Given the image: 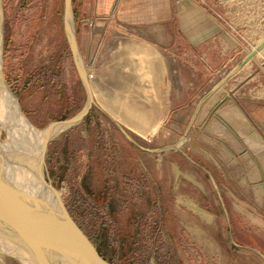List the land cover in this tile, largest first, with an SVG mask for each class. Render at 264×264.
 Returning <instances> with one entry per match:
<instances>
[{"label":"rangeland","instance_id":"rangeland-1","mask_svg":"<svg viewBox=\"0 0 264 264\" xmlns=\"http://www.w3.org/2000/svg\"><path fill=\"white\" fill-rule=\"evenodd\" d=\"M0 1L1 75L26 123L42 131L85 102L62 28L63 0ZM193 1L240 41L244 56L264 36V0ZM89 8L71 0L92 97L140 147L159 150H139L90 107L44 152V176L71 217L109 264H264V152L232 131L224 99L208 101L224 84L200 102L227 72L207 77L194 59L163 50L146 27ZM133 40L165 57L155 91L146 90ZM251 62L264 72V51ZM4 254L0 264H19Z\"/></svg>","mask_w":264,"mask_h":264},{"label":"crops","instance_id":"crops-1","mask_svg":"<svg viewBox=\"0 0 264 264\" xmlns=\"http://www.w3.org/2000/svg\"><path fill=\"white\" fill-rule=\"evenodd\" d=\"M84 2L90 5L92 16L112 13L122 25L146 27L149 34L152 32L153 41L160 44L163 50L172 52L173 55L176 53L177 57L183 56L187 60L194 59L207 77L213 75L218 80L219 74L231 70L244 56L243 50H240V41L233 38L211 12L196 1L83 0V4ZM133 41L137 56L144 55L143 64L138 69L146 76V90L155 91L165 73V57L153 45L149 44L153 53L151 50L146 52L140 41ZM169 46H174L177 51L166 49ZM263 51L264 48L253 58L262 56ZM156 53L162 56V63L159 57L157 60L154 58ZM147 54L150 59L148 64L144 60ZM253 58L231 75L208 101L217 98L218 105L224 99L221 106L225 108L226 123L232 131L242 136L253 152H264V72L259 67L255 69L251 66ZM165 80L167 77L162 82Z\"/></svg>","mask_w":264,"mask_h":264},{"label":"water","instance_id":"water-1","mask_svg":"<svg viewBox=\"0 0 264 264\" xmlns=\"http://www.w3.org/2000/svg\"><path fill=\"white\" fill-rule=\"evenodd\" d=\"M62 28L73 65L85 92V102L73 116L65 120L50 122L45 126L48 133L43 142L37 175L42 186L51 192L52 204L41 197L18 193L0 186V237L23 249L25 254L23 261L13 255L4 254L19 264H109L97 253L93 244L75 223L57 191L46 180L43 172L46 145L55 135L80 122L90 107L105 114L93 100L87 77L77 54L71 19V0H63ZM263 46L264 36L257 42L253 50L248 52L208 91L200 102L219 89L231 75L252 58L255 50H259ZM8 91L15 98L9 89ZM110 120L123 137L139 150L145 152L159 150L140 147L116 121L112 118Z\"/></svg>","mask_w":264,"mask_h":264},{"label":"bare ground","instance_id":"bare-ground-1","mask_svg":"<svg viewBox=\"0 0 264 264\" xmlns=\"http://www.w3.org/2000/svg\"><path fill=\"white\" fill-rule=\"evenodd\" d=\"M1 28L0 12V133L3 134V138L0 139V180H4L6 183L2 184L0 181V186L18 193L41 197L52 204L53 196L51 192L42 186L37 175L43 142L47 136L48 129L45 128L42 131H38L30 127L27 124V118L19 109L17 100L13 98L5 86L1 75ZM151 34L152 32H150ZM130 43L135 45L133 42ZM263 48L264 46L259 50H255L252 58ZM251 49L253 50L254 47ZM143 56V54L139 55L140 60ZM86 77L92 92L89 80L92 74H86ZM95 103L110 118L119 122L118 119L106 112L105 108H102L104 103H102V107L100 106L101 103L100 105L96 101ZM0 251L9 252L21 261H23L25 255L21 247L2 237H0Z\"/></svg>","mask_w":264,"mask_h":264},{"label":"trees","instance_id":"trees-1","mask_svg":"<svg viewBox=\"0 0 264 264\" xmlns=\"http://www.w3.org/2000/svg\"><path fill=\"white\" fill-rule=\"evenodd\" d=\"M74 220V219H73ZM75 221V220H74ZM76 223V221H75ZM77 224V223H76ZM78 225V224H77ZM79 227V225H78ZM80 228V227H79ZM81 229V228H80ZM82 230V229H81ZM84 233V232H83ZM85 234V233H84ZM86 235V234H85ZM88 238V237H87ZM89 239V238H88ZM90 240V239H89ZM91 242V241H90ZM92 243V242H91ZM93 244V243H92ZM94 246V245H93ZM94 248L96 249L97 253L100 255L99 251H98V248L96 246H94Z\"/></svg>","mask_w":264,"mask_h":264}]
</instances>
